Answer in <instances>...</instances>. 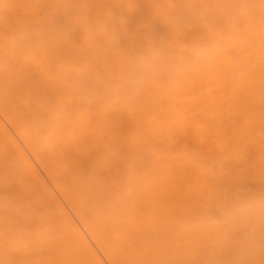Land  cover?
Returning <instances> with one entry per match:
<instances>
[{
  "label": "bare ground",
  "instance_id": "1",
  "mask_svg": "<svg viewBox=\"0 0 264 264\" xmlns=\"http://www.w3.org/2000/svg\"><path fill=\"white\" fill-rule=\"evenodd\" d=\"M264 0H0V264H264Z\"/></svg>",
  "mask_w": 264,
  "mask_h": 264
},
{
  "label": "clouds",
  "instance_id": "2",
  "mask_svg": "<svg viewBox=\"0 0 264 264\" xmlns=\"http://www.w3.org/2000/svg\"><path fill=\"white\" fill-rule=\"evenodd\" d=\"M253 211H257V212H260V213H264V207L254 205L253 206Z\"/></svg>",
  "mask_w": 264,
  "mask_h": 264
}]
</instances>
